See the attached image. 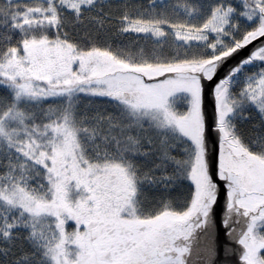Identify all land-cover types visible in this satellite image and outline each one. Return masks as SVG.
<instances>
[{
  "label": "snow or ice",
  "instance_id": "6c2138e0",
  "mask_svg": "<svg viewBox=\"0 0 264 264\" xmlns=\"http://www.w3.org/2000/svg\"><path fill=\"white\" fill-rule=\"evenodd\" d=\"M0 264H264V0H0Z\"/></svg>",
  "mask_w": 264,
  "mask_h": 264
}]
</instances>
